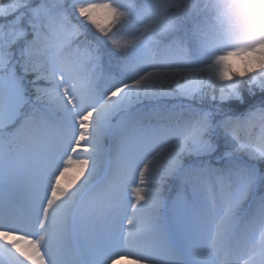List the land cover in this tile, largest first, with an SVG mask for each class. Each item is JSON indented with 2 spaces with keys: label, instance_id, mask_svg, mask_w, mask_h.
Wrapping results in <instances>:
<instances>
[{
  "label": "snow or ice",
  "instance_id": "obj_1",
  "mask_svg": "<svg viewBox=\"0 0 264 264\" xmlns=\"http://www.w3.org/2000/svg\"><path fill=\"white\" fill-rule=\"evenodd\" d=\"M122 259L264 264V0H0V264Z\"/></svg>",
  "mask_w": 264,
  "mask_h": 264
},
{
  "label": "rangeland",
  "instance_id": "obj_2",
  "mask_svg": "<svg viewBox=\"0 0 264 264\" xmlns=\"http://www.w3.org/2000/svg\"><path fill=\"white\" fill-rule=\"evenodd\" d=\"M125 224H126V222H125ZM117 264H131V261L128 259H122V260L118 261Z\"/></svg>",
  "mask_w": 264,
  "mask_h": 264
}]
</instances>
